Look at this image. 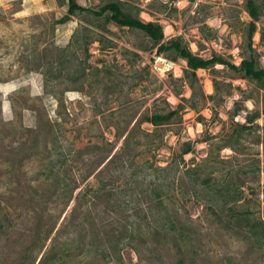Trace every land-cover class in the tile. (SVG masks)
<instances>
[{
    "label": "rangeland",
    "instance_id": "374dc122",
    "mask_svg": "<svg viewBox=\"0 0 264 264\" xmlns=\"http://www.w3.org/2000/svg\"><path fill=\"white\" fill-rule=\"evenodd\" d=\"M123 1L161 43L264 67V0L252 49L246 0ZM67 14L68 0H0V264H264L227 224L230 206L264 221V85L216 64L193 94L174 50L161 74L142 31ZM157 111L178 113L156 126ZM169 217L176 230L159 228Z\"/></svg>",
    "mask_w": 264,
    "mask_h": 264
},
{
    "label": "trees",
    "instance_id": "16d2710c",
    "mask_svg": "<svg viewBox=\"0 0 264 264\" xmlns=\"http://www.w3.org/2000/svg\"><path fill=\"white\" fill-rule=\"evenodd\" d=\"M246 7L247 11L252 17V21L249 24L248 30L249 47L252 49V36L257 29L256 21L259 19L262 10L256 0H246ZM86 10L104 18L106 23L113 22L121 27H128L130 29L142 31L149 39L152 46L158 45V53L174 50L178 56L187 60L188 67L185 69V76L191 81V87L194 89L193 94H195V84L198 79L197 70L200 68H211L216 64H224L232 70L241 73L244 77L255 80L259 84L264 85V67L258 64V60L253 55L244 58L240 65H236L219 54H214L210 58H205L195 54L190 50L189 47L182 44L180 38H173L168 44L161 43L164 39L163 25L155 21H144L138 16L140 8L138 6L129 7L128 3L123 0H109L100 4L99 8L96 10L87 8L81 4L79 0H68V14L65 18L61 19V23L67 21L71 15H77L78 13ZM89 42L90 41H88L87 45ZM85 50L87 51V47ZM238 110L239 108L236 109V111ZM177 113L178 111H170L169 113H161L157 111L151 116L147 117L146 120L156 126H159L161 124L173 121ZM189 151H191V146L188 143L187 147H185L183 150V154H186ZM203 184L208 189L213 185L210 181V177H206L203 180ZM152 192L155 195V201H157L158 205L163 204L164 199L162 198V188L156 185L152 189ZM226 197L227 199L225 200L224 206L221 209V213L226 211L227 203L236 201L240 196L230 192ZM227 210L230 211L228 214L230 217H228L229 220L227 221V224L235 226L238 229H241L242 226H244L245 232L253 236L255 245L262 247L264 245V221L258 220L256 218L251 219L250 216H246L243 211H238V209H236L234 206L227 207ZM173 219L169 217V220L166 221L167 224L158 223L161 224L159 228L163 229L169 227V231L172 229L176 230L178 223ZM231 219L234 220L232 221ZM180 235L182 238L186 237V233H184L183 229L180 230ZM64 249L74 250L77 249V247L75 246V243L72 245V243L69 241L65 243Z\"/></svg>",
    "mask_w": 264,
    "mask_h": 264
},
{
    "label": "built area",
    "instance_id": "2783aa9c",
    "mask_svg": "<svg viewBox=\"0 0 264 264\" xmlns=\"http://www.w3.org/2000/svg\"><path fill=\"white\" fill-rule=\"evenodd\" d=\"M162 54L156 51L155 56L153 59L155 60V69L161 73L166 74L170 71V68L173 66V61L169 60V58L165 56H161ZM171 66V67H169Z\"/></svg>",
    "mask_w": 264,
    "mask_h": 264
},
{
    "label": "clouds",
    "instance_id": "9594fccd",
    "mask_svg": "<svg viewBox=\"0 0 264 264\" xmlns=\"http://www.w3.org/2000/svg\"><path fill=\"white\" fill-rule=\"evenodd\" d=\"M158 52V51H157ZM160 54H163V53H160ZM167 58H169L168 56H167ZM171 59V58H170ZM172 61H175V60H173V59H171Z\"/></svg>",
    "mask_w": 264,
    "mask_h": 264
}]
</instances>
